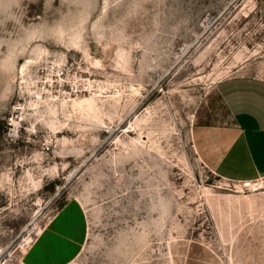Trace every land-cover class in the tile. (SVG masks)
<instances>
[{
	"label": "rangeland",
	"instance_id": "obj_1",
	"mask_svg": "<svg viewBox=\"0 0 264 264\" xmlns=\"http://www.w3.org/2000/svg\"><path fill=\"white\" fill-rule=\"evenodd\" d=\"M50 62L79 95L30 97ZM237 75L264 78V0H0V264H264V179L198 144Z\"/></svg>",
	"mask_w": 264,
	"mask_h": 264
},
{
	"label": "crops",
	"instance_id": "obj_2",
	"mask_svg": "<svg viewBox=\"0 0 264 264\" xmlns=\"http://www.w3.org/2000/svg\"><path fill=\"white\" fill-rule=\"evenodd\" d=\"M217 93L229 117L198 128L203 162L227 180L264 179V78L230 76L217 84Z\"/></svg>",
	"mask_w": 264,
	"mask_h": 264
},
{
	"label": "built area",
	"instance_id": "obj_3",
	"mask_svg": "<svg viewBox=\"0 0 264 264\" xmlns=\"http://www.w3.org/2000/svg\"><path fill=\"white\" fill-rule=\"evenodd\" d=\"M39 70L30 85V97L34 100H68L82 91V75L78 72L71 73V67L67 63L55 65L50 62ZM11 131L15 132V129ZM261 180L263 179L256 180V184H261Z\"/></svg>",
	"mask_w": 264,
	"mask_h": 264
}]
</instances>
